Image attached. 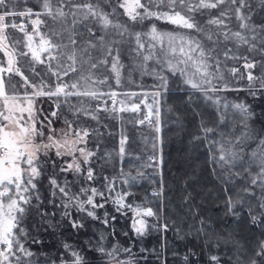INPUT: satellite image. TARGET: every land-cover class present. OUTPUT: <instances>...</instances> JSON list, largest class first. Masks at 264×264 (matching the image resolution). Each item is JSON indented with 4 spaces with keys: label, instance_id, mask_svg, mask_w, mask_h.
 <instances>
[{
    "label": "snow or ice",
    "instance_id": "6c2138e0",
    "mask_svg": "<svg viewBox=\"0 0 264 264\" xmlns=\"http://www.w3.org/2000/svg\"><path fill=\"white\" fill-rule=\"evenodd\" d=\"M21 3L27 4L28 0H0V264H41L39 259H34L37 253L32 251V246L41 241L23 227L31 210L35 209L42 226L46 224L54 229L60 226L51 222L55 213L43 210L40 200L37 184L44 165L50 164L53 169L48 182L52 196L59 194V207L64 209L62 219L71 216L72 208L94 220L100 219L96 209L104 205L97 203L96 198L103 197L106 202L104 192L96 187H81L78 192H73L67 180L61 183L57 179L55 171L59 168L60 174L86 172L88 181L95 179L90 166L95 152L88 147L89 136L95 130L83 126L79 117L83 115L95 120L101 108L98 104L93 109L85 98L103 100V110L113 113L140 112L143 105L147 114L138 123L147 121L153 125L154 122L155 131L159 133L160 98L168 91L170 76L182 78L186 86L203 93L218 107L217 127L227 128L231 124L233 129L230 133L221 131L219 139L209 141L210 151L214 149L212 162L221 168L239 164L248 173L251 185L259 186L264 192V136H259L256 148L247 160L243 147H240L257 139L249 123L254 113L246 103L229 102L219 95L240 91L230 86L225 78L226 72L233 79L246 78L250 95L255 96L257 92L264 94V73L255 76L252 70L257 63L236 54L242 46H247L249 52L256 51L257 35L264 33V25L251 23V0H115L116 6L111 12L101 7V0H36L33 7L18 10ZM261 5L264 6V0H261ZM36 6L38 10H34ZM117 8L122 13H117ZM121 16L126 17L128 23H122ZM69 17L71 28L66 26ZM18 18L19 23L16 22ZM233 20L238 25L236 30L232 28ZM146 21L149 22L146 31L133 30L136 26H144ZM155 21L166 22L174 26V30H160ZM78 22L87 36L76 30ZM89 23L94 24L96 30L89 27ZM17 33L22 34V38H18ZM248 33H252L251 39ZM125 50L127 63L122 59ZM259 51L264 54V38H261ZM229 60H243L245 72L241 73L238 67L229 68L226 63ZM37 66H43L46 71L42 74ZM137 75L152 77L155 81L153 90H115L123 87L125 82L135 83ZM110 80L112 83H109ZM105 85L109 91L100 90V86ZM140 96L144 99L139 103L131 102L132 98ZM70 97L78 98V106L68 105L75 118H65V127L57 132L51 127V117H59V109L68 104ZM149 97L151 103L148 102ZM41 98L51 101L55 110L45 114V109L39 106ZM109 101L111 108L108 107ZM229 109L238 118L239 127L230 121ZM202 128L205 139L209 134L217 135L216 128L203 125ZM125 143L126 137L120 141L121 159L125 154ZM157 148V143H153V154L147 157L143 167H155L162 163V156L158 158L156 155ZM53 150L59 161L50 158ZM253 167L258 170L253 172ZM142 176L140 172L137 176L128 173L122 184L129 190L117 193L113 199L118 206L117 211L126 207L138 217L132 224L137 235H143L148 227L145 218L156 215L150 207L144 208L139 204L133 207L125 203L129 196L134 195L131 187ZM105 180L108 178L105 177ZM114 181L115 178L104 185L108 192L114 190ZM243 191L250 193L251 189L244 188ZM161 194L162 189L153 193ZM49 203L56 207L53 201ZM241 203L242 200H234L232 196H227L225 201L233 215L237 214L234 210ZM258 207L260 216L264 218V197ZM252 211L249 206L252 223H264V219H258ZM70 223L74 229L84 227L79 218ZM103 223H108L107 218ZM167 227L164 225L165 230ZM105 239L106 236L101 233L99 240ZM62 247L64 251L55 259L40 253L45 257L42 264H88L73 245L63 243ZM93 250L107 257L106 264H133L131 258H119L121 252L130 253V248L119 245L105 248L98 243ZM254 255L259 259L251 258L247 264H264V240L259 241ZM209 259L212 264H220V257L216 255H211ZM235 264H240L239 255H236Z\"/></svg>",
    "mask_w": 264,
    "mask_h": 264
},
{
    "label": "trees",
    "instance_id": "16d2710c",
    "mask_svg": "<svg viewBox=\"0 0 264 264\" xmlns=\"http://www.w3.org/2000/svg\"><path fill=\"white\" fill-rule=\"evenodd\" d=\"M251 3V23L264 25V6L261 5V0H251ZM34 5L36 0H28L27 4H19L18 10ZM115 6V0H101V7L105 11L111 12ZM34 10H38V6ZM117 13H122V10L117 8ZM213 14H216L215 10ZM120 19L122 23H128L126 17L121 16ZM16 22H20L19 18ZM155 22L160 30H174V26L166 22ZM48 23L51 26L50 20ZM66 26L72 27L71 17L68 18ZM88 26L96 30L94 24L89 23ZM129 26L131 27V24ZM148 26L149 22L146 21L144 26H136L133 30L146 31ZM237 26L236 21L233 20V30H236ZM75 28L87 36L81 23L78 22ZM9 31L12 30L9 29ZM248 35L251 39L252 33ZM17 37L21 38L22 34L17 33ZM261 38H264V33L257 35L256 51L249 52L242 46L236 52L237 55L246 56L249 61L257 63V67L252 70L255 76L264 73V54L259 51ZM126 51L122 55L125 63H127ZM221 59H223L222 56ZM226 63L229 68L238 67L244 73L243 60H229ZM37 70L43 74L46 68L37 66ZM229 77L230 75L226 72L225 78ZM134 80L135 83L125 82L123 87L115 89L113 85V88L119 92L153 90L152 85L155 81L152 77L141 78L137 75ZM228 80L232 88H238L240 91H227L219 95L229 102L246 103L254 113L249 123L257 139L248 141L246 146L240 145L243 147L244 158L247 160L256 148L259 136H264V94L257 92L255 96L250 95L247 91L246 79L237 82V79L230 77ZM109 83L112 81L110 80ZM100 90L106 92L109 88L106 85L100 86ZM142 99H144L143 96L134 97L131 102L139 103ZM160 100L161 123L160 131L157 133L154 122L153 125L147 122L138 123L147 114V108L143 105L140 112L113 113L103 110V100L95 101L85 98V102L93 109L98 104L101 108L96 113L95 120L83 115L79 117L83 126L95 130L90 134L88 143L89 149L95 152L90 164L95 179L88 181L86 172L60 174L59 168L55 171L57 179L61 183L67 180L73 192H78L81 187H96L104 192L107 201L105 202L103 197L96 198L97 203L104 205L103 208L96 209V215L100 219L94 220L84 212H77L75 208L70 209V217L62 219L61 213L64 209L59 207L61 203L59 194L56 197L52 196V189L48 182L53 169L50 164L44 165V171L37 184L40 200L43 210L55 213L51 222L59 223L60 226L57 229L48 227L46 224L42 226L35 209L30 211L23 227L28 229L32 237L41 241L40 244L32 246V251L37 253L34 259H39L42 264L45 257L40 253L55 259L60 252L64 251L63 243L73 245L74 250H78L88 264H106L107 257L93 250L98 243L103 244L105 248H111L112 245L130 248V253L121 252L119 258H131L133 264H212L209 259L211 255L220 257V264H235L236 255L240 257V264H247L251 258L259 259L255 257L254 250L259 241L264 240V223H252L249 206L253 209L252 215L257 216L258 219H264L260 216L258 207L264 192L259 186L251 185L250 177L244 167L237 164L235 167L225 165L221 168L211 160L214 149L210 151L209 141L219 139L218 133L221 131L230 133L233 130L231 124L227 128L217 127L220 116L218 107L207 100L203 93L186 86L182 78L170 76L168 91L161 96ZM41 101H43L42 107L45 109V114L55 110V105L51 101L46 98H41ZM148 102L151 103V97L148 98ZM68 105L78 106V98H68V104L59 109V117H53L55 121L64 123L65 118L68 120L75 118ZM108 107L111 108L110 101ZM228 116L230 121L239 127L238 118L233 115L231 109L228 110ZM202 125L216 128L217 135L209 134L205 139ZM124 137H126L125 154L121 159L119 147ZM229 138L234 140V137ZM153 143L158 145L156 155L162 156V163L155 167H143L147 157L153 154ZM251 170L255 172L258 169L253 167ZM138 172L143 173V176L137 178L130 189L134 195L129 196L125 203L133 207L137 204L144 208L150 207L156 213L155 216L147 218L148 228L143 235H137L131 228L130 211L132 210L121 208L117 211L118 206L113 203L115 189L121 187L122 192L129 190L128 186L122 184V179L126 178L128 173L137 176ZM236 173L239 175H235ZM105 177L108 180H105ZM113 178H115L114 190L108 192L104 185ZM244 188H250L251 192L245 193ZM161 189V195H153L154 192H161ZM225 189H228L227 193ZM227 196H232L234 200H242V203L238 204L234 210L236 215L230 213L225 205ZM49 201H53L56 207H53ZM105 214H107L106 217ZM77 218L84 224L83 228L71 227L70 221ZM105 218L108 220L107 224L103 223ZM164 225L168 226L167 230L164 229ZM101 233L106 236L104 241L99 240Z\"/></svg>",
    "mask_w": 264,
    "mask_h": 264
},
{
    "label": "rangeland",
    "instance_id": "374dc122",
    "mask_svg": "<svg viewBox=\"0 0 264 264\" xmlns=\"http://www.w3.org/2000/svg\"><path fill=\"white\" fill-rule=\"evenodd\" d=\"M29 31H30V30H29ZM21 38H22V37H21ZM243 49H244V50H248V47H247V46H243ZM240 72H241V71H240ZM244 72H245V70H244ZM241 73H243V70H242ZM245 75H246V73H245ZM230 77H231V76H230ZM230 77H229V78H230ZM229 78H228V79H229ZM245 79H246V78H245ZM242 80H243V79H237V82H242ZM229 82H230V81H229ZM42 103H43V101L40 102V104H39L40 107H42ZM41 118H42V117H41ZM51 119H52V121H53L51 127H52L53 129L57 130V132H59L60 129H62V128L65 127V125H64L63 122H57V121L54 120L53 117H51ZM145 122H147V121H145ZM49 156H50L51 159H54V160H59V159H60V158H58V157H55V155H54V150H53L52 153L49 154ZM159 157H160V155H159ZM159 157H158V158H159ZM155 191H156V190H155ZM157 191H158V190H157ZM159 191H160V189H159ZM117 193H122V189H121V187H118L117 190H116V189L114 190V198H116ZM125 208H126V207H125ZM122 209H124V208H122ZM130 214H131V228H132V230L134 231V229H133V227H132L133 220H134V219H138V217L135 216V213H134L133 211H130ZM145 219H146V222H147V224H148V220H147V218H145ZM147 228H148V227H147ZM147 228H146V229H147ZM134 233H136V232L134 231Z\"/></svg>",
    "mask_w": 264,
    "mask_h": 264
}]
</instances>
